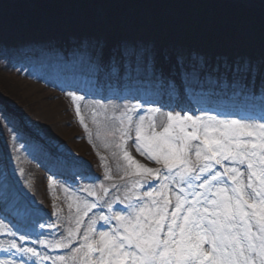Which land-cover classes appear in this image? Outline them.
Wrapping results in <instances>:
<instances>
[{"label":"snow or ice","instance_id":"snow-or-ice-1","mask_svg":"<svg viewBox=\"0 0 264 264\" xmlns=\"http://www.w3.org/2000/svg\"><path fill=\"white\" fill-rule=\"evenodd\" d=\"M84 98L72 96L74 103ZM160 112L137 103L116 117L117 146L129 174L141 179L112 201L103 199L109 192L103 185L102 196L82 189L92 199L77 204L75 227L65 234L53 221V239L40 245L67 255L13 242L0 249L8 254L0 264H75L80 257L82 264H264V116L220 119L181 106L166 112V124L157 131ZM75 113L87 131L78 103ZM128 141L160 167L139 162Z\"/></svg>","mask_w":264,"mask_h":264},{"label":"rangeland","instance_id":"rangeland-1","mask_svg":"<svg viewBox=\"0 0 264 264\" xmlns=\"http://www.w3.org/2000/svg\"><path fill=\"white\" fill-rule=\"evenodd\" d=\"M3 1L4 0H0V28H7L9 26L8 24L17 25L21 20H27L29 15H31L29 14L32 11L29 8L31 6H28V10L23 13V10V12L17 11L12 6L6 7ZM96 1H100V4L105 6L102 3L103 0H95V2ZM174 1H177L176 4L180 3V5H182V7H180L188 11L181 12L178 9L169 7V10L166 11L165 14L162 12L160 13L162 16L160 22L161 25L165 24L168 31L172 32V34L174 33L177 37H181L176 52H182L184 60H188V57L191 55L195 58L194 63H202L205 60H213L217 55H222L228 63L233 56L240 64L244 62L249 64L251 61L257 63L256 70L259 71L260 68L258 63L264 62V27H262L261 37L254 39L253 33L255 30H259L258 26L254 25L255 27H251V24H247L246 27L248 30L238 31L237 34L233 36L232 30L235 23L229 25L227 22L224 23L225 25L222 27L225 33L221 38L223 34V32L219 30L221 25L215 20L213 22L210 19L205 20V18L202 17V10L206 8L207 3L205 0H198L197 2L172 0L170 5L175 4ZM235 1H246L248 4L254 2V0ZM182 2L186 5H183ZM30 3L32 4V2ZM261 6L264 7V2H262ZM196 8L199 10H194ZM228 8L231 9L230 7ZM15 15L17 16L14 17ZM76 15H82L87 22H94L98 26L104 23L107 29V31L104 28L103 30L101 29L104 33L101 34L102 36L92 35L93 40H88L86 43L93 46V44L101 40L104 45H109L112 42L110 38L112 32L110 26H108L103 7L92 10H81L73 5L63 4L59 15L60 18H41L39 30L48 25L59 23L60 39L62 43L67 41L70 45L74 43L76 45L81 44L84 36L71 34L79 32L76 27ZM133 17L134 14L128 11L127 16L121 18L122 22L119 25L120 31L122 32L121 37H126L129 41L133 40L134 37L143 40V42L152 40V42H156V48L159 47L162 41H158V35L161 31L164 33V29L166 28L159 26V22L154 24L155 22L152 21L150 14L145 10L141 11L137 25H134ZM208 17L211 16L209 15ZM227 18L230 19L231 17ZM123 21H128V24L122 25ZM66 22H69V25H66ZM122 27H129V29L123 31ZM17 29L20 30L19 28ZM249 29L252 31H249ZM26 30V28L21 29L23 33ZM29 30H33V27H30ZM65 32H69L70 34L67 35ZM39 33L40 32L35 35H39ZM8 36H12L8 30L3 33H1L0 30V47L8 46L5 41L9 39ZM240 38H242V40H240ZM113 39L115 41L116 37ZM184 39H186L187 42ZM245 40L247 41L245 44L240 43ZM162 45L161 47H163ZM80 49H82V46ZM165 49H167V46H165ZM187 49H191L190 52H192V54L189 55ZM77 50L79 49L76 48V51ZM252 52L255 54V60L254 57H250V55H253ZM155 55L157 57V53H155ZM186 55L189 56L186 57ZM23 64V68L26 67V61H24ZM32 69L33 66L31 65L24 70H21V67L13 68L10 71L0 69V108H5L3 109L4 111L0 110V123H3L2 117H6L13 128L9 129L7 127L10 131L9 137L4 139L10 153L9 162L12 167V173L5 171L3 167L4 159L0 157V179L6 182V188L3 192L5 198L0 196V200L2 201L0 205L7 203L9 194L14 193L8 178V176H11L23 192V196L13 194L16 196L11 201L12 203H9L12 209H16L18 213L22 214V211L20 212L18 210L19 208L29 210L35 206L39 209H47V205L51 202V207L56 210L59 209L63 217H67L59 221L65 220L67 221L68 227L71 226L74 228V219L76 215H73L68 205L72 204V208H74V206L79 203L75 202L74 197L76 196L72 194L71 196L67 195L65 197V203L63 202L61 207H58V204L62 200V194L58 191L60 186L58 184L54 187L49 181V175L59 170V163L57 161L58 159H56L52 153L48 152L47 147L52 148L59 154L63 152L64 157H67L77 164H85L95 173H103L102 171L106 169L107 165L106 158H110L115 165H118L116 169H119V173L115 174L116 177H127L130 175L129 173L132 169L127 167L126 162L122 158L121 149L117 146L120 143V134L118 131L119 122L118 119H116V117L120 116L121 110L126 105H115L106 109L101 105L95 106L96 104H102L100 101L87 98L74 103L72 100L73 95L82 96L79 93L80 87L71 88L69 86L70 84L66 82V77L61 75H57L59 77H55V81H43L37 75H31L30 71H32ZM198 70L199 68L197 72ZM1 91L10 98L25 104V109L22 113H26L30 119H33L35 125L38 124L37 130H28V128L24 126V121L19 115H11L10 111L13 110L7 106V100L4 98ZM70 99L71 105L67 101ZM77 103L81 107V114L84 116L88 129L87 131L80 125L76 116L75 104ZM167 111L169 110L161 108V112L156 115L155 119L158 125L157 131H161L162 125L166 124L165 114ZM93 113H95V115H93ZM90 139L91 143H89ZM36 140H38L39 145L35 144ZM130 144L131 143L128 141L127 148L139 162L146 164L148 167L159 168V165L147 161L144 157L137 154ZM101 157H104L103 161H101ZM63 162L64 161H62V163ZM77 167L80 166L77 165ZM139 179H141V177H136V180ZM109 183L111 182L107 180L105 183H102V185L105 187ZM93 188L98 189L97 186ZM128 188H125L122 197H124ZM39 196H41V198H39ZM67 209L69 210V215L66 214ZM23 212H25V210H23ZM52 222L53 221H51V223ZM51 223H49V225ZM1 231H6V229L4 225L0 224V232ZM205 247L208 246L206 245ZM82 259L83 257H80L75 264H82ZM69 264H72V262L69 261Z\"/></svg>","mask_w":264,"mask_h":264},{"label":"bare ground","instance_id":"bare-ground-1","mask_svg":"<svg viewBox=\"0 0 264 264\" xmlns=\"http://www.w3.org/2000/svg\"><path fill=\"white\" fill-rule=\"evenodd\" d=\"M26 1V0H17L16 1H11V5L12 7L20 12H23V8L21 6V2ZM38 2L37 4V8L41 9V8H45L43 7V3L45 2H49L50 5L52 6L51 9L52 10H61V5L63 4H67V5H73L75 7H77L78 9L81 10H85V9H95L94 6L90 3L91 0H36ZM172 0H103L102 3L105 5V10L104 13L106 14L107 17V21H108V26H110V30L115 28L116 26H119L121 21V18L123 16H127L128 11H130L131 13L134 14V17L139 16L141 14V11L145 10L147 11H160L162 13L165 14L166 11L169 10L170 8H174L177 9L178 6L177 4H171ZM189 1H193V2H197L198 0H189ZM262 2H264V0H260ZM239 2V1H238ZM262 2L260 3V6L262 4ZM232 2L230 0H208L207 5H208V9L207 12L210 13L212 12V10L214 12H217L218 7L221 5V8L225 7L227 4H231ZM237 4L240 3H236L235 1V7ZM212 5V10H210L209 6ZM238 7V13H237V24H236V30L241 31V30H248L246 25L244 24V22L242 21V17H241V9L240 6L237 5ZM261 8H264L261 6ZM23 10V11H22ZM24 13V12H23ZM244 16L253 19V17L249 14H245L243 13ZM133 17V18H134ZM75 20L77 22L76 27L78 28L79 32L77 33L78 35H86V36H91V35H101L104 34L103 33V28L107 31L104 23L101 26H98L96 23L94 22H87L86 19L82 16V15H76ZM235 23V18H232L229 20L228 24L232 25ZM66 25H69V22L65 23ZM128 24V21H123L122 25H126ZM251 25L253 27L258 26L257 23H255L254 21H251ZM255 25V26H254ZM60 28V24H53V25H48L44 28H42L44 33H50L51 30H55ZM123 28V31H127L129 29V27L127 28ZM244 28V29H243ZM102 29V30H101ZM97 31V32H95ZM81 32V33H80ZM225 33V32H224ZM224 33L222 34L221 38L223 37ZM102 36V35H101ZM51 40L55 41V45L57 47L59 46L60 43V33L56 32L53 33L52 36L50 37ZM181 40V37H178V41ZM240 40H242V38H240ZM247 41H242L240 43H246ZM222 43V42H221ZM59 51V50H57ZM67 80H69V78H67ZM73 81H79L78 78H73ZM71 88H74L75 85H73L74 83H69ZM69 103L71 101L67 100ZM71 105V103H70ZM73 106V105H72ZM65 166V165H64ZM74 169V166H72ZM4 189H1V192H3ZM76 201L82 205V199H76ZM76 206H74V208L72 209V212L74 214H76Z\"/></svg>","mask_w":264,"mask_h":264},{"label":"trees","instance_id":"trees-1","mask_svg":"<svg viewBox=\"0 0 264 264\" xmlns=\"http://www.w3.org/2000/svg\"><path fill=\"white\" fill-rule=\"evenodd\" d=\"M217 12H218V13H221V14L223 13L222 11H218V10H217ZM237 13H238V11H236L235 8H233V14H234V15H237Z\"/></svg>","mask_w":264,"mask_h":264}]
</instances>
